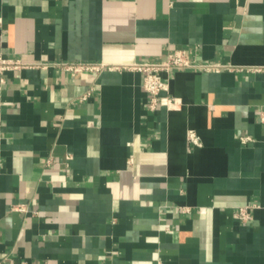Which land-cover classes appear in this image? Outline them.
<instances>
[{"label":"crops","instance_id":"obj_1","mask_svg":"<svg viewBox=\"0 0 264 264\" xmlns=\"http://www.w3.org/2000/svg\"><path fill=\"white\" fill-rule=\"evenodd\" d=\"M0 52V264H264V0H0Z\"/></svg>","mask_w":264,"mask_h":264},{"label":"built area","instance_id":"obj_2","mask_svg":"<svg viewBox=\"0 0 264 264\" xmlns=\"http://www.w3.org/2000/svg\"><path fill=\"white\" fill-rule=\"evenodd\" d=\"M21 63L18 60L6 58L0 52V73L12 68H17ZM185 66H199L205 70H218L222 66L215 63H197L195 60L187 54L184 49H177L167 56V58L156 62H145L141 64H135L134 67L144 72L143 87L149 94L148 106L151 110H155L159 105L174 104L176 100L169 98L168 96H162L163 91H167L169 88L168 81L165 80L160 73L169 72L173 68L185 67ZM66 67L72 71L80 70H96L99 71L103 68L102 64H88V63H72L66 64ZM192 139L196 142V138L192 134ZM244 141H248L249 136L242 138ZM14 208L21 212H26L28 206L26 204H17ZM238 217L243 220H249L251 218L247 207L240 208Z\"/></svg>","mask_w":264,"mask_h":264}]
</instances>
